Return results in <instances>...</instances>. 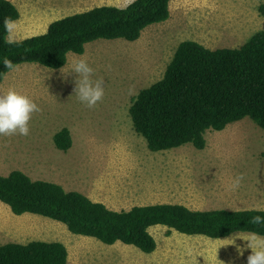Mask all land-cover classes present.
I'll return each mask as SVG.
<instances>
[{"label":"rangeland","instance_id":"1","mask_svg":"<svg viewBox=\"0 0 264 264\" xmlns=\"http://www.w3.org/2000/svg\"><path fill=\"white\" fill-rule=\"evenodd\" d=\"M19 18L8 38L22 39L45 32L64 15L101 4L124 7L128 0H11ZM264 0H169L168 20L147 26L133 41L97 39L82 53L104 82V96L93 108L74 94L75 73L66 64L52 69L21 63L8 71L0 92L14 87L40 107L29 122L27 136H0V173L21 170L63 189L78 191L108 209L176 203L190 209H264V129L244 117L223 130L206 132V146L190 143L151 151L137 135L128 113L131 99L160 79L179 42L194 40L209 49L235 47L264 29L258 7ZM67 127L72 144L55 147L52 136ZM243 174L236 189L232 179ZM23 217H26L23 219ZM157 245L152 252L122 242L105 244L74 234L49 217L16 215L0 201V244L31 240L62 242L67 264H246L248 243L236 237L213 239L149 228ZM246 236L248 232H237ZM237 246L244 248L239 254Z\"/></svg>","mask_w":264,"mask_h":264},{"label":"trees","instance_id":"2","mask_svg":"<svg viewBox=\"0 0 264 264\" xmlns=\"http://www.w3.org/2000/svg\"><path fill=\"white\" fill-rule=\"evenodd\" d=\"M169 0H135L124 7L101 4L51 21L45 32L4 41V21H15L19 11L11 0H0V83L9 69L2 61L63 67L69 52L82 54L85 44L97 39L136 40L149 25L169 18ZM264 16V3L258 7ZM128 113L134 132L151 151L190 143L206 146V132L220 131L244 117L264 129V29L255 31L235 47L209 49L194 40L178 43L160 79L141 88L131 99ZM55 147L67 151L70 131L63 127L52 136ZM0 201L12 213H34L63 223L74 234L105 244L122 242L143 252L156 249L149 232L163 225L186 235L219 239L237 232L264 235V225L251 217L264 216L254 209H190L176 203L136 205L111 210L84 194L65 190L44 179H32L21 170L0 173ZM68 253L59 241H7L0 244V264H67Z\"/></svg>","mask_w":264,"mask_h":264},{"label":"clouds","instance_id":"3","mask_svg":"<svg viewBox=\"0 0 264 264\" xmlns=\"http://www.w3.org/2000/svg\"><path fill=\"white\" fill-rule=\"evenodd\" d=\"M135 0H128L134 3ZM15 24L11 20L4 21V30L11 36ZM7 44H19L20 41L9 38L4 41ZM6 69L12 70L14 64L9 59L2 61ZM65 67V66H64ZM64 73H75L74 94L78 101L88 108H93L104 96V82L102 78L94 76V68L87 57L83 54L75 55L67 65ZM40 111L39 105L27 94L17 91L14 87L0 92V136H27L30 131L29 122L32 115ZM243 174H237L231 183V188L236 189L243 181ZM254 211H264V209H254ZM250 223L253 225H264V216L255 215L251 217ZM236 237L246 240L244 246L250 248L251 252L246 257V264H264V235L257 232H249L246 236L236 233L230 239L234 243ZM239 254H243L244 248L237 246Z\"/></svg>","mask_w":264,"mask_h":264},{"label":"crops","instance_id":"4","mask_svg":"<svg viewBox=\"0 0 264 264\" xmlns=\"http://www.w3.org/2000/svg\"><path fill=\"white\" fill-rule=\"evenodd\" d=\"M24 218H26V217H23V219H24ZM16 242H18V243H26V242H20V241H16Z\"/></svg>","mask_w":264,"mask_h":264}]
</instances>
